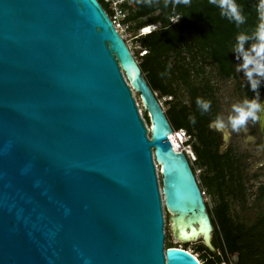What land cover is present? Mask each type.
Wrapping results in <instances>:
<instances>
[{
	"label": "water",
	"instance_id": "water-1",
	"mask_svg": "<svg viewBox=\"0 0 264 264\" xmlns=\"http://www.w3.org/2000/svg\"><path fill=\"white\" fill-rule=\"evenodd\" d=\"M113 22L98 0H0V264H202L165 246L164 208L172 238L213 250L189 159Z\"/></svg>",
	"mask_w": 264,
	"mask_h": 264
},
{
	"label": "trees",
	"instance_id": "trees-1",
	"mask_svg": "<svg viewBox=\"0 0 264 264\" xmlns=\"http://www.w3.org/2000/svg\"><path fill=\"white\" fill-rule=\"evenodd\" d=\"M132 1L131 4L127 1L121 3V10L125 13L123 22L128 24L129 31L137 32L145 26L158 24L154 30L139 34V46L145 51L139 57L140 70L151 90L158 92L157 99L168 96L174 99L173 102L165 100L168 103L164 110L166 118L174 127L172 129H182L194 135L195 140L191 141L195 154L192 170L203 168L205 185L210 190L217 189L218 202L213 217H210L214 250L204 244L197 247L202 252L198 260L202 264L228 263L227 256L235 255L234 264H264V213L250 225L231 216L225 196H234L235 193V188H230L231 183L226 179L232 171L218 154L217 136L208 126L211 120L217 118L214 114L215 102L211 85L201 77L205 62L214 67L220 78L235 76L234 64L238 58L232 49L238 34L254 30L258 0H236L246 17L245 23L239 26L222 17L220 10L209 0H189L187 4L180 0ZM98 2L110 17L112 10L108 2ZM177 16H180L178 21L172 22ZM252 42L246 41L244 47L247 49ZM179 91L184 92L185 99L177 98ZM258 91L259 96L264 92V79ZM246 93L249 99L253 98L254 93L249 86ZM197 98L211 101L207 112L199 109ZM189 117H194L195 123H191ZM164 211L167 214L165 208ZM207 211L209 214L208 207ZM166 247L177 246L169 244ZM182 249L186 250L185 247Z\"/></svg>",
	"mask_w": 264,
	"mask_h": 264
},
{
	"label": "flooded vegetation",
	"instance_id": "flooded-vegetation-1",
	"mask_svg": "<svg viewBox=\"0 0 264 264\" xmlns=\"http://www.w3.org/2000/svg\"><path fill=\"white\" fill-rule=\"evenodd\" d=\"M236 61L239 62L240 60L236 59ZM206 64L211 65L207 62L203 63V70L204 65ZM239 72L236 71L235 67L234 77H219V81L235 80L237 84L235 90V95L237 97L229 99L228 102L226 101L227 107H229V111L226 114L223 113L224 107L221 105L222 101L220 100V97H217L218 95L215 90L218 88L216 87V84L211 83L207 79L212 87L213 99L215 102L214 114L216 117H222L226 125L228 115L232 114L231 106L233 101L240 103L244 98H248L246 93L248 81L245 78L243 71L241 70V73ZM201 77L206 79L205 71ZM259 102L264 105V92L260 94ZM213 121L215 120H211L208 126L211 130L215 131V136H217L218 154L221 156V159L228 164L232 171L227 175L226 179L228 183H231L230 188H235L233 198L244 204L246 201V191H249L251 192V197L253 196L258 199H264V193L262 194V192H264V112L258 114V119L255 122L251 120L248 121L246 131H232L230 126L218 130L215 127L210 126ZM187 134L189 137L185 139V144L189 145L191 149V141H194L195 137L189 133ZM248 137H251V139H248ZM263 213L264 212L255 216V218H253L254 221L258 220L260 218L259 216Z\"/></svg>",
	"mask_w": 264,
	"mask_h": 264
},
{
	"label": "rangeland",
	"instance_id": "rangeland-1",
	"mask_svg": "<svg viewBox=\"0 0 264 264\" xmlns=\"http://www.w3.org/2000/svg\"><path fill=\"white\" fill-rule=\"evenodd\" d=\"M128 3H129V1H128ZM156 25L158 26V24H156ZM117 30L119 31L120 35L122 36V38L126 42L129 50L131 51V53L134 56V58L136 59V61L139 62L140 61V58H139L140 55L142 53H144V49H142L139 46V41H138L139 31H137V32L129 31L124 23L123 24L121 23L117 27ZM240 63H241V61L237 62L235 59V65L234 66L236 67ZM204 71H205V78L208 79L211 83L216 84V87L218 88V89L216 88L217 90H215V91L218 95L217 97L218 98L220 97V100L222 101L221 105H223V107H224L223 113L224 114L228 113L229 107H227L226 101L228 102L229 99L237 97L235 95V90H236V86H237L235 80L219 81L220 79L217 76L214 67L212 65H209V64L204 65ZM239 73H241V71ZM155 94L157 97L158 92H155ZM132 95L135 99L136 106L138 108V112L140 113V116L144 119V122H145L146 126L148 127L149 124H148L147 113L143 109L139 94L134 92V90H132ZM177 98L183 100L186 98V96H185L184 92L179 91V93H177ZM165 100H169V102L174 101V99H171L170 96L159 98L158 101L161 104L163 110H165L168 107V103H166ZM234 103H236V102L233 101V104ZM189 162L192 165L193 161L189 160ZM155 167H156V172H158L159 169H158L156 164H155ZM203 172H204L203 168H199V167H196L194 170V174H195V178L197 180L198 186H199L201 192L203 193L202 194L203 199H204L205 204L207 205V207L209 209V215H210V217H213L214 207L216 206V204L218 202L217 189L214 187L210 190L205 185V183L203 181V176H202ZM207 174L211 175L212 172H207ZM159 180H160V176L158 173V181ZM253 189H255V188H253ZM250 193L251 192L246 191V201L244 204L241 202H238V200L233 198L234 196H232L230 194L225 196L229 201V211L231 213V216H233V218L236 221L242 222L245 225H250L254 221L253 218H255V216L264 212V199H258V198L253 197V196L251 197ZM164 215L166 218V220L164 222V233H165L164 244H165V246L171 244V245H175L177 247H182V248L185 247L186 250L190 251L193 255L196 256V258H199L200 255L202 254V252L198 251L197 247L201 246L202 244L208 246L204 242V240L200 236H198L195 239L191 238L188 240L180 239V238H172L170 215L165 214V211H164ZM208 243L214 250L213 228H212L211 233L209 234ZM227 257L229 258L228 263L222 262L219 264H234L235 263V261H236L235 255H228ZM200 262H201V260H200Z\"/></svg>",
	"mask_w": 264,
	"mask_h": 264
},
{
	"label": "clouds",
	"instance_id": "clouds-1",
	"mask_svg": "<svg viewBox=\"0 0 264 264\" xmlns=\"http://www.w3.org/2000/svg\"><path fill=\"white\" fill-rule=\"evenodd\" d=\"M180 2L187 4L189 0H180ZM209 3L220 10L222 17L234 22L237 26L245 23L246 17L236 0H209ZM255 11L257 23L254 30L251 33L241 32L238 34L236 36V44L232 49L241 61L236 66V71H243L254 96L251 99L244 98L242 102L232 104V114L227 117V125L222 117L217 116L210 126L218 130L230 126L232 131H246L248 121L255 122L258 119V114L264 112V105L259 102L258 91L261 80L264 79V0H258ZM179 17L177 16L172 22L178 21ZM144 31L146 33L150 32L148 29ZM249 40L253 42L246 49L244 44ZM196 104L202 112H207L211 107V101H205L200 98H197ZM189 120L191 123H195L194 117H189ZM248 139H251V137H248Z\"/></svg>",
	"mask_w": 264,
	"mask_h": 264
},
{
	"label": "built area",
	"instance_id": "built-area-1",
	"mask_svg": "<svg viewBox=\"0 0 264 264\" xmlns=\"http://www.w3.org/2000/svg\"><path fill=\"white\" fill-rule=\"evenodd\" d=\"M105 1L108 2L109 7L112 10V14H111V16L109 18L112 20V22L114 21L113 25L117 29V27L125 19V13H124L123 10H121V3L124 2V1H127V2L129 1V4H131L133 1L132 0H105ZM123 23L127 27V23L126 22H123ZM148 26H145L144 28L140 29L139 30V34H145L146 33L144 31L145 29L149 28L148 31H151L152 29L157 27V25H155V24H151V25H148ZM171 133L174 135L173 139H177L178 140V144H177V146H175V150L184 152L189 160L194 161L195 160V156L192 153V151L190 149V146L185 144V139L187 137H189V135L182 129H178V130L172 129Z\"/></svg>",
	"mask_w": 264,
	"mask_h": 264
},
{
	"label": "bare ground",
	"instance_id": "bare-ground-1",
	"mask_svg": "<svg viewBox=\"0 0 264 264\" xmlns=\"http://www.w3.org/2000/svg\"><path fill=\"white\" fill-rule=\"evenodd\" d=\"M148 30H149V28H148ZM148 127H149V125H148ZM173 137H174V135L172 134V133H170V135H169V139H170V142H171V144H172V146L174 147V149H175V146H177V144H178V140L177 139H173ZM158 169H159V172H160V168H159V166H158ZM199 236V232L197 233V236H194V237H188L189 239H191V238H193V239H195V238H197ZM188 251V250H187ZM190 252V251H189ZM195 256V255H194ZM196 257V256H195Z\"/></svg>",
	"mask_w": 264,
	"mask_h": 264
}]
</instances>
